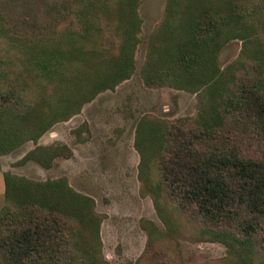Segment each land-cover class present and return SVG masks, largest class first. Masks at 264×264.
<instances>
[{
  "label": "trees",
  "instance_id": "trees-1",
  "mask_svg": "<svg viewBox=\"0 0 264 264\" xmlns=\"http://www.w3.org/2000/svg\"><path fill=\"white\" fill-rule=\"evenodd\" d=\"M172 3L176 7L168 8V17H173L176 9L184 17L178 18L177 25L169 24L166 32L171 37L179 36L173 45L161 48L160 61L153 62L151 72H147L152 77L149 83L196 91L197 87L216 82L218 108L210 121L201 120L195 127L186 118L155 123L159 156L154 160L156 181L148 180L153 187L149 190L161 192L200 237L222 242L244 264H264V158L244 153L237 141L230 142L233 130L228 121L221 125L233 104L231 116L240 114L236 105L248 104L245 100L249 98L255 107V120L251 122L257 130H264V0ZM109 7L106 0H74L71 10L75 24L71 25L76 29L72 27L63 36L68 44L63 46L57 41L48 48L15 33L0 14V155L26 140L35 141L38 130L43 132L49 127V123H43L44 112L39 108L46 103L52 114L59 109V102L65 101L59 98L51 104L43 94L47 87L40 85L55 84L54 92L60 94L68 83L67 74L73 67L78 68L70 60L81 53H95L90 49L87 51L91 53L78 52L83 45L77 47L74 43L84 44L97 32L100 14ZM133 11L120 8L122 20L127 19L131 25L130 29L128 24L122 25L125 45L115 57L108 58L106 73L97 74L104 78L105 88L127 77L124 60L136 21ZM235 38L253 44L251 75L243 72L251 86L241 83L235 72L230 74L231 70L217 65L219 49ZM43 153V148L36 147L23 159H35L47 166ZM88 202L63 179L38 182L4 173L0 264H94L89 248L78 244L79 225H66L70 218H78L85 227L90 225L92 213L83 217ZM69 240L74 241L73 247Z\"/></svg>",
  "mask_w": 264,
  "mask_h": 264
},
{
  "label": "rangeland",
  "instance_id": "rangeland-1",
  "mask_svg": "<svg viewBox=\"0 0 264 264\" xmlns=\"http://www.w3.org/2000/svg\"><path fill=\"white\" fill-rule=\"evenodd\" d=\"M106 1L110 7L101 12L97 32L84 44L74 43L83 45L78 52L91 53L87 51L90 49L95 53H81L70 60L78 68L67 74L68 83L60 94L54 92L55 84L40 85L47 87L43 94L51 104L64 99L63 103L58 101L63 113L58 109L51 114V106L42 104L39 111L43 110V123L49 127L43 132L35 129L39 135L35 141L26 140L1 155L0 195L4 193L6 172L38 182L63 179L67 187L89 201L83 217L92 213L90 225L83 226L78 218L65 223L67 228L79 225L78 244L89 248L94 264H244L222 242L200 237L161 192L149 190L152 185L148 180L156 181L154 160L159 156L155 123L186 118L195 127L201 120L210 121L218 108L216 82L196 91L149 83L152 77L147 72H151L153 62L160 61L161 48L173 45L179 36L171 37L166 29L169 24L177 25L183 14L176 9L174 16L168 17V8L176 7L173 0ZM70 6L74 0H0V14L15 33L40 46L48 48L57 41L66 46L63 36L76 29ZM122 6L133 9L136 19L127 54L124 51L127 77L105 88L102 76L109 66L108 58L120 53L126 40L122 25L128 24L129 29L131 25L120 16ZM251 44L241 38L231 39L217 56L221 69L235 72L248 86L251 83L243 72L251 75ZM245 101L248 104L236 105L240 114L231 116L233 104L221 125L228 121L233 130L230 142L237 141L244 153L264 158V130L254 127L255 107L249 98ZM36 147L44 149L47 166L35 159H23ZM72 243L69 240L70 247ZM71 253L75 255L73 250Z\"/></svg>",
  "mask_w": 264,
  "mask_h": 264
},
{
  "label": "crops",
  "instance_id": "crops-1",
  "mask_svg": "<svg viewBox=\"0 0 264 264\" xmlns=\"http://www.w3.org/2000/svg\"><path fill=\"white\" fill-rule=\"evenodd\" d=\"M0 157H1V155H0ZM4 176V175H3ZM3 192H4V187H3ZM4 194V193H3ZM2 194V195H3ZM2 195H0V204H2L1 202H2ZM4 198V197H3ZM4 202V201H3Z\"/></svg>",
  "mask_w": 264,
  "mask_h": 264
}]
</instances>
